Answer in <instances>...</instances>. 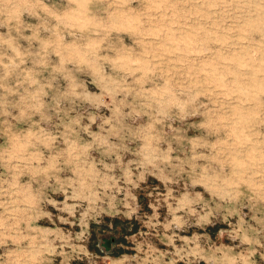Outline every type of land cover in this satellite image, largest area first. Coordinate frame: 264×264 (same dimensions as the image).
I'll list each match as a JSON object with an SVG mask.
<instances>
[{
    "label": "rangeland",
    "instance_id": "1",
    "mask_svg": "<svg viewBox=\"0 0 264 264\" xmlns=\"http://www.w3.org/2000/svg\"><path fill=\"white\" fill-rule=\"evenodd\" d=\"M0 264H264V0H0Z\"/></svg>",
    "mask_w": 264,
    "mask_h": 264
},
{
    "label": "water",
    "instance_id": "2",
    "mask_svg": "<svg viewBox=\"0 0 264 264\" xmlns=\"http://www.w3.org/2000/svg\"><path fill=\"white\" fill-rule=\"evenodd\" d=\"M103 246V245H102Z\"/></svg>",
    "mask_w": 264,
    "mask_h": 264
}]
</instances>
